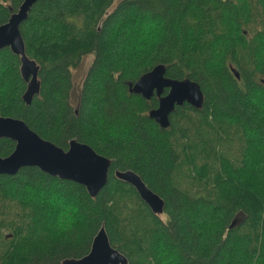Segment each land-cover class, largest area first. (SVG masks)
I'll return each instance as SVG.
<instances>
[{
  "label": "trees",
  "instance_id": "16d2710c",
  "mask_svg": "<svg viewBox=\"0 0 264 264\" xmlns=\"http://www.w3.org/2000/svg\"><path fill=\"white\" fill-rule=\"evenodd\" d=\"M21 2L0 0V24ZM20 32L40 91L25 104L19 57L0 49V116L63 149L86 143L111 166L95 197L35 166L0 174V264L80 258L101 226L127 264H264V0H39ZM157 64L204 93L167 128L148 115L157 98L127 85ZM13 148L0 139V156ZM116 169L164 200L163 217Z\"/></svg>",
  "mask_w": 264,
  "mask_h": 264
},
{
  "label": "water",
  "instance_id": "95a60500",
  "mask_svg": "<svg viewBox=\"0 0 264 264\" xmlns=\"http://www.w3.org/2000/svg\"><path fill=\"white\" fill-rule=\"evenodd\" d=\"M39 0H22L16 11L0 24V49L9 48L19 57V71L26 83L22 94L25 104H30L39 94V66L25 52V44L20 32V25L28 18L32 6ZM165 65L157 64L143 73L136 81L127 82L130 93L140 94L145 99L155 96L158 105L148 115L161 128L169 126V115L176 106L188 103L201 108L204 93L198 84L189 78L174 79L165 75ZM238 78V72L232 68ZM167 90V92H165ZM7 138L14 142V148L6 156H0V174L14 175L21 168L35 166L41 171L81 184L91 197L107 184L111 159L97 153L91 146L75 139L69 141L63 149L53 142L39 136L22 119L0 116V139ZM114 176L134 187L140 198L154 214L164 210V200L152 191L133 170L114 171ZM236 223L232 220L231 227ZM128 258L114 248L109 241L104 226L94 236L91 248L80 258H66L61 264H127Z\"/></svg>",
  "mask_w": 264,
  "mask_h": 264
},
{
  "label": "rangeland",
  "instance_id": "374dc122",
  "mask_svg": "<svg viewBox=\"0 0 264 264\" xmlns=\"http://www.w3.org/2000/svg\"><path fill=\"white\" fill-rule=\"evenodd\" d=\"M91 61H92V56L86 55L83 57L80 65L77 68L72 69L71 72L72 88H71L70 102L73 106H75L76 104L77 93L80 90L83 78L85 77V74L90 66ZM158 215L163 217L162 213Z\"/></svg>",
  "mask_w": 264,
  "mask_h": 264
}]
</instances>
